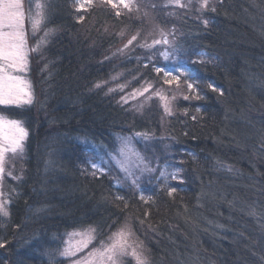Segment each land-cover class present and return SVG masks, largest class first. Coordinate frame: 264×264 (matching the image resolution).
Wrapping results in <instances>:
<instances>
[{"label": "trees", "instance_id": "trees-1", "mask_svg": "<svg viewBox=\"0 0 264 264\" xmlns=\"http://www.w3.org/2000/svg\"><path fill=\"white\" fill-rule=\"evenodd\" d=\"M46 3L52 33L30 57L33 102L0 105L28 133L0 181L10 201L0 264H62L48 257L70 232L94 228L98 242L125 225L151 264H264V0H209L216 11L203 13L171 0H136L131 11ZM161 29H175L178 55L168 60L166 46H141ZM156 67L186 76L169 85ZM121 136L157 168L144 175L153 183L92 168ZM164 164L178 176L167 186L155 180Z\"/></svg>", "mask_w": 264, "mask_h": 264}, {"label": "snow or ice", "instance_id": "snow-or-ice-1", "mask_svg": "<svg viewBox=\"0 0 264 264\" xmlns=\"http://www.w3.org/2000/svg\"><path fill=\"white\" fill-rule=\"evenodd\" d=\"M102 2L111 4L113 8H116V4L113 0H102ZM124 9L132 10V0H120ZM175 6L180 8H187L194 10L199 13L210 9L211 11H216L215 6H210L209 0H187V3H182L181 0H172ZM92 0H87V5L84 0H76L77 11L85 9L86 6H91ZM195 5H198L196 7ZM47 3L37 0L35 3V13L30 15L33 35L40 28L43 22L46 20ZM154 8L155 5H152ZM137 11H139V5H136ZM29 12L31 14L32 9L29 7ZM121 13L118 10L116 15L119 16ZM83 20V17L79 18ZM25 22V11L22 0H0V105H20L31 104L33 102L32 93L30 90V84L27 83L20 75L13 73H23L27 70L28 63V52L29 51H39L40 44L44 42L49 33L46 31L44 36L40 38L37 44L28 49L27 46V35L24 29ZM205 24L208 23L207 20L204 21ZM7 29V30H5ZM133 35L131 39L128 40L125 47L131 45L133 41L137 40V36ZM172 39H169V37ZM156 45L166 46L160 55L163 56L165 60H168L170 56L178 55V49L175 38V29L165 32L160 30V39H154L151 44H143L142 47L154 48ZM195 62V61H193ZM155 71L163 73L165 77L164 83L173 84L175 82L176 86H180L181 76H186L183 69H177L179 75L174 74L162 67H156ZM186 87L189 90L194 91V85L191 82L185 81ZM97 84L96 87H100ZM151 87V85H149ZM149 87H145L142 91L133 93V96L139 94L143 95L144 92L149 91ZM211 87V86H210ZM122 90V89H121ZM214 91L216 89H213ZM111 91V89H110ZM222 94V93H221ZM160 95V98L165 101V111L171 114V109L168 107V98ZM185 96L184 99H188ZM199 99V96L196 97ZM126 102V101H125ZM199 111V109H197ZM195 118V117H194ZM28 133L26 129L22 126V123L18 120L8 119L0 115V181L3 179L5 172V156L6 153H17L18 151H23V142L27 137ZM137 135H140L139 133ZM264 147V144H262ZM111 160L119 167V169L124 173L125 180H129L133 186L138 187V181L142 175L145 173H155L156 168L151 167L150 162L141 155L131 144V138H122L121 144L116 150L115 154H110ZM92 168L97 169L101 172L104 171L100 164L93 163ZM167 168V166H166ZM160 170L158 180H163L164 185L167 186V181L169 177L172 180H177L178 176L176 172H168L166 170ZM139 173V175L137 174ZM11 175V172L8 173ZM95 175V173H93ZM119 184V181L117 182ZM177 189L171 187L167 189V194L172 196ZM5 194L0 191V197ZM116 200H123L121 196H117ZM147 203V199L143 195L140 197ZM148 199H151L149 197ZM10 203L7 199L0 200V216L9 217L10 212L8 210V204ZM125 207L127 204L125 203ZM147 215V213H145ZM143 223V221H141ZM96 229L89 228L83 232L73 233V236H80L81 239L77 243L73 244L71 241L68 246L61 252L62 256H75L77 252L83 251L88 245L95 239ZM132 232L125 225L121 227L113 236L109 237V242H101L99 248H94L86 256L80 258L75 262V264H124V259L131 256L136 264H151L150 258L143 251V247L138 243H129V238ZM5 247L4 243H0V248ZM130 264V262H129Z\"/></svg>", "mask_w": 264, "mask_h": 264}, {"label": "rangeland", "instance_id": "rangeland-1", "mask_svg": "<svg viewBox=\"0 0 264 264\" xmlns=\"http://www.w3.org/2000/svg\"><path fill=\"white\" fill-rule=\"evenodd\" d=\"M92 1H93V0H92ZM171 1H172V0H171ZM36 2H37V0H31V1H30V0H22V3H23V5H24V11H25L24 29H25V33H26V35H27V46H28V49L33 48V47L37 44V42L40 40V38L44 36V33H45L46 31L49 33V35H48L47 38L44 40V42L40 44L39 51H29V52H28L27 70H26L25 72H23V73H13V74L20 75L25 81H27L28 84H30V90H31V93H32V97H34V92H33V84H32V81H31V76H30V57H31V56H34V55H38V54L41 53V51L43 50V48L46 46V43H47V41H48L49 36H50L51 33H52V30L49 29V28H47V27H45V26H44V22H43V24L40 26V28L36 31L35 35H33L32 23H31L30 15H34V13H35V3H36ZM41 2H43V1L41 0ZM84 2H85V4L87 5V0H84ZM126 2H128V0H126ZM135 2H136V0H132V4L135 3ZM113 3L116 4V7H123V5L120 3V0H113ZM110 5H111V4H110ZM30 6H31V9H32L31 14H30V12H29V7H30ZM5 30H7V29H5ZM169 71H172L174 74L178 75V74L176 73V71H174V70H169ZM141 91H142V90H141ZM138 92H140V91H138ZM138 92H136V93H138ZM160 94L163 95L162 93H160ZM137 95H139V94H137ZM137 95H135V96H137ZM158 96H159L160 101H161L162 104H163V107L165 108V101L162 100V99L160 98V95H158ZM163 96H165V95H163ZM165 97H166V96H165ZM167 98H168V97H167ZM24 105H28V104H24V103H22V104H20V105H3V106H24ZM170 106H171V102H170V98H168V107L170 108ZM0 115H2V114H0ZM2 116H4V115H2ZM4 117H6V116H4ZM6 118H8V117H6ZM8 119H10V118H8ZM12 120H15V119H12ZM18 121H19V120H18ZM20 122H21V121H20ZM21 123H22V122H21ZM22 126L24 127L23 123H22ZM24 128H25V127H24ZM26 131H27V130H26ZM26 138H27V137H26ZM26 138H25V140H26ZM122 138H131V144H132V146L135 148V150H137V151L142 155V153L137 149V147H136V145H135L134 138H133L132 136H121L117 148H116V149L114 150V152H112L111 154H115L116 150L118 149V147H119L120 144H121V139H122ZM25 140H24V142H23V150H24V146H25ZM22 153H23V151H22V152L18 151L17 153H11V152H8V153H6L5 160L7 161V159H8L9 157H15V156L19 158V157H21ZM5 164H6V163H5ZM97 164H100L101 168L104 169L103 172H110V171L112 170V168H115V169L118 170V171L122 174V176L125 178L124 173L119 169V167L115 164V162H114L113 160H111L110 155H109V157H101V158H99ZM166 166H167V168H166ZM151 167H153V166H151ZM153 168H156V167H153ZM165 168H166V170H167L168 172H173V171L175 172L174 168H172V167H171L170 165H168V164H164V165L158 167V171H160V170H164ZM156 169H157V168H156ZM100 172H101V171H100ZM112 173H113V172H112ZM137 174L139 175V173H137ZM146 174H149V173H145L144 175H146ZM144 175H142V176L140 177V179H139V181H138V185H139L140 181L146 177V176H144ZM158 176H159V174H158ZM158 176H157V177H158ZM157 177H156L155 180H157ZM146 179H148L147 181H151V182L153 183V181H152L151 178L148 177V178H145V180H146ZM171 180H172V179L169 177L167 183H169ZM127 181L131 184V182H130L129 180H127ZM161 181H163V180H161ZM163 182H164V181H163ZM138 187H139V186H138ZM0 191H1V184H0ZM2 199H3V198L0 197V200H2ZM85 230H87V229H80V230H75V231L70 232V233L67 235V237H66V240H65V243H64V246L62 247V249H60V250L57 251L56 253H54V254H52L51 256H49V257H48V260H50V261H57V260H58V261H62V264H75V262H76L77 260H79L80 258L86 256V255H87L90 251H92L94 248H99V247L101 246V242H105V243L109 242V237L113 236V234H114V233H113V234L110 235L107 239H105V240H101V241H98V242H96V236H95V239L92 240V242L88 245V247L85 248V249H83V251L77 252L75 256H67V257L62 256V255H61V252L63 251V249H64L65 247L68 246V243H69L70 241H71V243L75 244V243H77L78 241H80V239H81L80 236H73L72 234H73V233H77V232H83V231H85ZM115 233H116V232H115ZM94 235H95V234H94ZM128 242H129V243H138L137 241H135V238H134L132 235H131V237L129 238V241H128ZM128 260H130L132 263L136 264L135 260H134L131 256H128V257H126V258L124 259V264H127Z\"/></svg>", "mask_w": 264, "mask_h": 264}]
</instances>
